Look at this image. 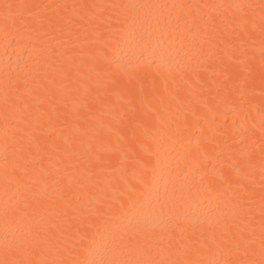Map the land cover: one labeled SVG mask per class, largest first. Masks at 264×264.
<instances>
[{"label":"snow or ice","instance_id":"snow-or-ice-1","mask_svg":"<svg viewBox=\"0 0 264 264\" xmlns=\"http://www.w3.org/2000/svg\"><path fill=\"white\" fill-rule=\"evenodd\" d=\"M28 7L25 4L0 5V25L9 36H13L9 31L10 25L14 26L16 19L24 15ZM58 7L65 9L67 15L59 16L57 27H70L76 21H81L92 27L97 39L93 50L86 53L87 61L80 65L79 75L86 82L83 93L79 87H68L59 101L63 110L55 113L54 120L61 121L62 127H71L81 136L87 137V154L97 159L122 151V146L113 145V138L119 144L126 121L135 118L134 112H126L123 107L111 102L113 94L131 103L130 98L146 92V83L150 80L155 82L160 78L166 81L197 72L190 63L173 61L167 50L161 47L166 42V32L186 27L190 32L194 28L196 34H210L211 39L218 38L227 56V63L223 67L228 74L230 94L237 97L236 102L241 110L246 109L257 95L264 101V0L258 4L232 0L199 5L126 0L124 3L65 4ZM157 37L160 38L159 42L153 47ZM13 38L23 46L25 39L31 43L35 37L29 36L24 29H17ZM257 64L261 69L258 80L254 76ZM233 65H239L241 72H230ZM22 79L23 89L19 87L20 79L0 85L3 91V110L0 112L3 132L0 219L4 222L3 230L0 231V264H264V147L259 153L262 189L259 236L251 226V210H245L241 216L236 205L228 212L210 208L207 213L199 215L175 214L180 202L190 205L194 202V196L208 189L203 184L195 189L188 185L177 189L173 185L171 192L165 186L161 193L153 183L156 172L145 161L133 170L135 183H127V199L120 208L105 206L107 210L101 214L111 218L126 209L122 215H118L119 223L102 221L104 232L97 233L101 236L100 241H88L86 236L81 237V245L87 244L83 259H62L59 249L54 259L45 258L43 253L40 259H33L34 241L38 239L39 233L33 228L35 215H29L28 210L33 207V201L38 203L40 195L46 193L41 176L47 170L41 168L37 172L35 167H29L32 154L25 147L24 137H28L29 147L35 145L39 151L38 137L44 134L45 129L32 123L30 105L24 97L31 98L33 91L28 87L27 76ZM224 99L228 100L229 97L226 95ZM82 112L87 115L81 116ZM189 112L195 114L194 110L185 109V121L176 120V129L166 142L183 143L179 136ZM89 117L92 123H87ZM160 117L161 123L167 126L170 113L166 117L161 112ZM54 120H49L46 129L49 142L50 134L57 130ZM151 138L159 147L164 146L165 140L158 134ZM261 143L264 144V137ZM243 144V139L238 138V150L225 149L228 152V166L239 174L241 181L250 180L256 171L252 156L255 144L247 148ZM51 161L52 156L49 155L48 170L53 167ZM217 180L223 188L225 178L219 176ZM138 186H151L155 190L154 201L147 207L138 199ZM52 188L54 192L58 191L55 182ZM245 195L249 197L247 203L255 202L254 194L245 190ZM229 203L225 201V206ZM241 224L244 225L243 229H240ZM229 227H235L239 234V242L229 249V255L236 253L240 258L216 260L215 253L210 256L211 249L200 241L205 234L213 236L217 229ZM176 232L179 236L174 235ZM164 235L176 243L157 242L158 237ZM189 236L192 239H188Z\"/></svg>","mask_w":264,"mask_h":264},{"label":"bare ground","instance_id":"bare-ground-1","mask_svg":"<svg viewBox=\"0 0 264 264\" xmlns=\"http://www.w3.org/2000/svg\"><path fill=\"white\" fill-rule=\"evenodd\" d=\"M124 2L126 0H0V5L9 3L29 6L24 15L16 19L15 25H10L9 31L14 36L17 29H24L29 36L35 37L31 43L25 39L21 46L0 25V85L9 80L20 79L19 87L23 89L22 78L27 76L28 87L32 89L33 95L31 98L25 96L24 100L30 105L33 125L45 129L44 134L38 137L39 151L35 145L29 147L28 137H24L25 147L32 154L29 167H35L37 172L41 168L47 170L41 176V184L46 185V193L40 195L38 203L33 201V207L28 210L29 215H35L33 228L39 233L38 239L34 241L33 259H40L41 253L45 258L54 259L57 249L62 259H83L87 244L81 245V237L86 236L88 241H100L101 236L97 233L104 232L102 221L119 223L117 217L126 209L111 218L101 214L107 210L105 206L120 208L127 199V183H135L133 170L142 166L145 161L155 170L153 183L161 193L165 186L171 192L173 185L177 189L182 185L195 189L203 184L208 189L207 192L202 191L199 196H194V202L190 205L180 202L175 214L199 215L207 213L210 208L228 212L236 205L241 216L245 210H251V226L259 236L262 191L259 153L261 147H264L261 143V138L264 137V101L257 95L246 109L241 110L236 102L237 97L230 94L228 74L223 67L227 63V56L224 45L219 44L218 38L211 39L210 34H196L194 28L190 32L186 27L166 32V42L161 47L167 50L173 61L190 63L197 72L183 78L175 76L166 81L160 78L155 82L150 80L146 83V92L137 93L130 98L131 103L115 94L111 96L113 104L123 107L126 112L135 113L134 119L126 121L119 144L113 138V145L122 146L121 152L97 159L87 154V137L81 136L71 127H62L61 121L54 120L55 113L63 110L59 101L68 87H79L83 93L86 82L79 75L80 65L87 61L86 53L93 50L97 39L92 27L81 21H76L70 27H57L59 16L67 15L65 9L58 6ZM152 2L199 5L232 0ZM238 2L258 4L260 0ZM159 39L157 37L153 42V47H156ZM210 48L212 51H209ZM260 71L257 64L254 68L257 80ZM230 72H241V68L233 65ZM226 95L228 100L224 99ZM185 109L194 110L195 114L189 112L186 123L181 128L179 140L183 143L166 142L167 137L176 129V120L179 119L182 123L185 121ZM2 110L3 91L0 88V112ZM161 112L166 117L170 113L167 126L161 123ZM85 115L86 112L81 113V116ZM50 119L54 120L57 128L50 134L51 142L46 131ZM87 123H92L91 117ZM157 134L165 140L163 147H159L151 138ZM238 138L243 139L245 148L255 144L252 156L256 171L250 180L241 181L239 174L227 163L228 152L225 149L238 150ZM49 155L52 156L53 165L50 170ZM2 161L3 132L0 124V162ZM219 176L225 178L223 188L217 180ZM53 182L58 191H53ZM2 183L0 180V185ZM245 190L254 194V203H247L249 197L245 195ZM138 192L140 203L146 207L154 201L155 190L151 186H138ZM225 201L230 202L227 207ZM3 227L4 222L0 219V231ZM243 228L244 225L241 224L240 229ZM104 235L107 236V233ZM174 235L179 236V233ZM188 239L192 237L189 236ZM157 242L176 243L170 241L167 235L158 237ZM200 242L211 249L210 256L215 253L216 260L240 258L236 253L229 255V249L239 242L235 227L217 229L213 236L205 234Z\"/></svg>","mask_w":264,"mask_h":264}]
</instances>
